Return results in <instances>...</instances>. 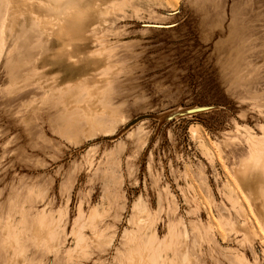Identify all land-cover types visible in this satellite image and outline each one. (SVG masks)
Instances as JSON below:
<instances>
[{
  "label": "rangeland",
  "instance_id": "1",
  "mask_svg": "<svg viewBox=\"0 0 264 264\" xmlns=\"http://www.w3.org/2000/svg\"><path fill=\"white\" fill-rule=\"evenodd\" d=\"M0 264H264V0H0Z\"/></svg>",
  "mask_w": 264,
  "mask_h": 264
},
{
  "label": "snow or ice",
  "instance_id": "2",
  "mask_svg": "<svg viewBox=\"0 0 264 264\" xmlns=\"http://www.w3.org/2000/svg\"><path fill=\"white\" fill-rule=\"evenodd\" d=\"M202 94H203V85L198 84L194 78L185 79V83L180 89V96L178 97V99H179V102L183 104V103H186L188 100H196V98ZM209 103L215 104L216 107L211 112L205 114V120L222 121L223 119H226L224 113L219 110V104L216 101H209ZM166 139H167V136H166Z\"/></svg>",
  "mask_w": 264,
  "mask_h": 264
},
{
  "label": "water",
  "instance_id": "3",
  "mask_svg": "<svg viewBox=\"0 0 264 264\" xmlns=\"http://www.w3.org/2000/svg\"><path fill=\"white\" fill-rule=\"evenodd\" d=\"M192 113H194V111L193 110H191V109H188V110H185V111H181V112H179L178 113V116H180V117H184V116H187V115H190V114H192ZM172 116H167L165 119H170Z\"/></svg>",
  "mask_w": 264,
  "mask_h": 264
},
{
  "label": "bare ground",
  "instance_id": "4",
  "mask_svg": "<svg viewBox=\"0 0 264 264\" xmlns=\"http://www.w3.org/2000/svg\"><path fill=\"white\" fill-rule=\"evenodd\" d=\"M75 1H76V0H75ZM72 2H73V1H72ZM58 3H59V2H58ZM58 3H57V4H58ZM69 3H71V2H69ZM50 4H51V3H50ZM57 4H55V5H57ZM67 5H68V4H67ZM69 5H70V4H69ZM69 5L66 6V7H69ZM71 7H72V6H71ZM71 7H69V8H71ZM51 8H52V6H51ZM69 8H67V11L69 10ZM58 11H59V10H58ZM71 11H72V9H71ZM71 11H70V12H71ZM64 12H65V11H64ZM70 12H69V13H70ZM76 13H77V12H76ZM76 13H75V14H76ZM67 15H69V14H67ZM67 15L65 14L64 17L67 18V17H68ZM69 16H70V15H69ZM187 106H188V105H187ZM143 114H144V113H143ZM136 116H137V115H136ZM132 119H133V118H132ZM118 131H119V130H118ZM131 131H132V130H131ZM125 134H126V133H125ZM114 135H115V134H114ZM105 137H106V136H105ZM120 138H121V137H120Z\"/></svg>",
  "mask_w": 264,
  "mask_h": 264
}]
</instances>
